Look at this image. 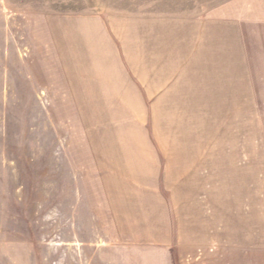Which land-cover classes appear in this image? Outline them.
<instances>
[{
    "label": "rangeland",
    "instance_id": "374dc122",
    "mask_svg": "<svg viewBox=\"0 0 264 264\" xmlns=\"http://www.w3.org/2000/svg\"><path fill=\"white\" fill-rule=\"evenodd\" d=\"M123 37L161 54L180 87L163 105L168 147L146 136L160 181L183 187L184 219L200 215L187 239L206 238L173 248L175 264H264V0H0V264L118 256L88 96L115 62L135 79ZM165 257L139 249V264Z\"/></svg>",
    "mask_w": 264,
    "mask_h": 264
},
{
    "label": "crops",
    "instance_id": "0c3cea01",
    "mask_svg": "<svg viewBox=\"0 0 264 264\" xmlns=\"http://www.w3.org/2000/svg\"><path fill=\"white\" fill-rule=\"evenodd\" d=\"M122 41L135 79L128 78L127 67L115 62L110 71L105 68L101 80L92 86L93 91L88 96L97 104L95 111L100 113L97 122L104 124L103 160L106 168L108 164L113 167L110 172L113 181L105 185V195L112 213L110 227L114 239L111 244L119 254L108 262L139 264V249H153L170 254L169 259H157L155 264H175L173 248L185 246L194 250L205 245L206 238L192 235L187 239L185 233L190 226L199 223L200 215L191 214L189 220L185 215V221L179 202L183 187L169 179L160 181L159 156L146 136L152 134L161 147H168L166 129L161 122L171 117L167 116L170 110L163 105L171 103V95L175 96L180 87L178 82L168 78L175 69L168 63L161 65L158 58L161 54L147 58L139 40L130 43L128 37H123ZM99 44L102 43H97L95 37L86 38L91 58L103 53ZM94 65L91 62L90 69L96 72ZM145 70L148 73L144 78ZM163 189H171L172 204Z\"/></svg>",
    "mask_w": 264,
    "mask_h": 264
}]
</instances>
